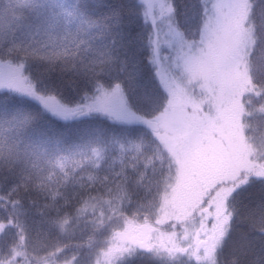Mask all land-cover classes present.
<instances>
[{
  "label": "rangeland",
  "instance_id": "1",
  "mask_svg": "<svg viewBox=\"0 0 264 264\" xmlns=\"http://www.w3.org/2000/svg\"><path fill=\"white\" fill-rule=\"evenodd\" d=\"M46 1L42 7L51 17L48 34L32 57L47 61L70 51L62 42L72 38L81 22L70 0ZM158 1L147 0L157 33V75L167 95L162 112L151 117L158 122V131L141 127L142 115L120 93L111 95L113 88L98 90L90 112L105 118L90 121L85 111L71 115L50 97L35 100L32 86L16 87L13 74L0 69V88L18 92L0 97L2 196L20 202L16 207L20 237L40 258L34 264H53L51 253L58 249L68 224L74 223L72 234L83 238L87 214L104 204L114 211L156 213L160 226L172 219L182 224L183 216L192 214L190 190L199 185L209 188L223 179L225 185L217 184L206 206L198 209L199 225L194 222L187 230L191 254L197 255L206 242L207 254L217 246L216 234L201 223L210 216L212 233L221 229L233 180L245 171L264 176V140L245 137L244 114L237 106L238 93L251 85L248 56L254 33L247 0H206L203 23L191 39L175 25L170 4ZM39 81L47 78L41 75ZM37 103L60 117L64 127L38 122ZM29 170L38 172L37 177L32 178ZM207 188L199 192V202ZM63 213L69 217L60 224L57 219ZM3 230L1 226L0 253L11 238ZM161 232L147 224H124L109 236L119 245L102 251L97 262L107 264L128 250L122 233L145 239L146 249L160 246L169 255L186 250L170 240L162 243Z\"/></svg>",
  "mask_w": 264,
  "mask_h": 264
},
{
  "label": "trees",
  "instance_id": "2",
  "mask_svg": "<svg viewBox=\"0 0 264 264\" xmlns=\"http://www.w3.org/2000/svg\"><path fill=\"white\" fill-rule=\"evenodd\" d=\"M72 10L80 19L73 36L62 44L70 51L65 56L43 60L32 53L40 48L48 34L51 19L42 7L46 0H0V69L13 74L16 87L32 86L35 100L50 97L62 110L87 113L86 119L105 118L100 112H90L100 88L120 86L119 92L143 117H154L165 107L166 92L159 82L155 59L157 33L150 22L147 0H70ZM156 1V0H155ZM170 4L177 28L189 39L196 38L205 17L206 0H159ZM69 4V6H70ZM248 15L254 33V45L248 56L251 85L237 96L240 114L243 111V132L250 141L264 140V0H247ZM68 5V4H67ZM91 72V76L87 73ZM41 75L47 78L40 82ZM31 89V87H30ZM32 91V90H31ZM17 91L0 88V97L16 95ZM75 115V114H74ZM37 121H51L58 128L64 121L49 114L40 103L34 112ZM213 166L217 164L212 163ZM256 169V167L254 168ZM252 172V171H251ZM32 178L38 172L27 171ZM4 178L0 176V227L11 235L0 253V264H34L40 258L22 240L16 207L20 202L2 196ZM233 189L224 201L226 223L212 233L213 218L203 224L207 232L216 234L217 246L205 253L206 245L192 255V241L187 237L189 227L200 222L198 209L206 206L207 198L221 185L211 183L191 189L192 214L157 223L153 212H132L102 205L87 214V230L83 238L72 234L70 225L52 251L53 264H100L102 251L117 244L109 239L111 231L128 223H141L162 230L163 242L170 240L185 251L169 255L157 248L141 249L126 243L125 253L115 254L107 264H264V176L248 174L234 179ZM220 184V185H217ZM232 184V185H233ZM231 185V184H226ZM208 189L207 196L198 201L199 192ZM93 199V198H92ZM90 199V200H92ZM69 215L57 219L64 223ZM198 221V222H197ZM199 225V224H198ZM186 231V233H185ZM192 243V244H191ZM124 244V243H123ZM38 258V259H37Z\"/></svg>",
  "mask_w": 264,
  "mask_h": 264
},
{
  "label": "water",
  "instance_id": "3",
  "mask_svg": "<svg viewBox=\"0 0 264 264\" xmlns=\"http://www.w3.org/2000/svg\"><path fill=\"white\" fill-rule=\"evenodd\" d=\"M77 111L70 112L71 115L76 114ZM138 124L146 129H149L151 131H158L159 125L158 122L154 119L148 118V117H140L138 119ZM122 237H120L124 242L133 245L138 246L141 249H145V239L138 240L135 237L129 236L128 234L122 233Z\"/></svg>",
  "mask_w": 264,
  "mask_h": 264
},
{
  "label": "snow or ice",
  "instance_id": "4",
  "mask_svg": "<svg viewBox=\"0 0 264 264\" xmlns=\"http://www.w3.org/2000/svg\"><path fill=\"white\" fill-rule=\"evenodd\" d=\"M119 89H120V86L117 85V86L113 89V92H112L111 95L116 96V94L119 92ZM227 219H228L227 216H225V217H224V220L222 221V223H223V222H226Z\"/></svg>",
  "mask_w": 264,
  "mask_h": 264
}]
</instances>
